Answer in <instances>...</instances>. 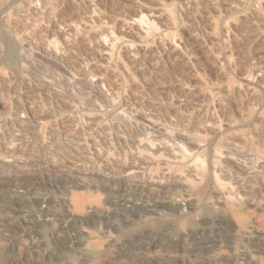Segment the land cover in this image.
<instances>
[{"label":"rangeland","instance_id":"rangeland-1","mask_svg":"<svg viewBox=\"0 0 264 264\" xmlns=\"http://www.w3.org/2000/svg\"><path fill=\"white\" fill-rule=\"evenodd\" d=\"M185 231L264 264V0H0V264H185Z\"/></svg>","mask_w":264,"mask_h":264},{"label":"built area","instance_id":"built-area-1","mask_svg":"<svg viewBox=\"0 0 264 264\" xmlns=\"http://www.w3.org/2000/svg\"><path fill=\"white\" fill-rule=\"evenodd\" d=\"M209 216L208 220L212 221V223H214V219L212 216H210V214H207ZM200 222H202V220L198 217L195 221V223L197 224L196 226V231H195V234L197 238H201L203 235H204V231L201 230V226H200ZM185 245H184V257H186L187 259L184 260V263L185 264H195V262L197 261V258L200 257V251L196 252L194 254V261H192L191 257H190V254H192V250H191V245L189 244V241H188V233L187 231H185ZM206 237H213V232L210 231V233H207Z\"/></svg>","mask_w":264,"mask_h":264},{"label":"bare ground","instance_id":"bare-ground-1","mask_svg":"<svg viewBox=\"0 0 264 264\" xmlns=\"http://www.w3.org/2000/svg\"><path fill=\"white\" fill-rule=\"evenodd\" d=\"M13 53H12V55H13V57H14V59H16V56H17V53H16V51H15V49L12 51ZM151 205V204H150ZM154 205V204H153ZM132 206V205H131ZM142 207V206H141ZM156 207V206H155ZM136 208V207H135ZM144 209H145V207H144ZM143 209V210H144ZM154 209V208H153ZM148 212V211H147ZM152 213V212H151ZM148 214V213H147ZM26 216V215H25ZM37 216V215H36ZM139 216V215H138ZM40 218V217H39ZM53 218H52V216L50 217V216H48L45 220L46 221H51ZM25 220V222H28V218H27V216H26V218L24 219ZM43 221V220H42ZM41 221V222H42ZM70 221V220H69ZM46 223V222H45ZM29 224V223H28ZM83 229H84V227H83ZM82 230V229H81ZM87 231V230H86ZM85 232V231H84ZM89 232H92V231H89ZM60 234V233H59ZM59 234H58V236H59ZM63 235V234H62ZM89 235V234H88ZM95 236V235H94ZM129 249V248H128ZM133 250V249H132ZM128 253H131V251H130V249L127 251Z\"/></svg>","mask_w":264,"mask_h":264}]
</instances>
